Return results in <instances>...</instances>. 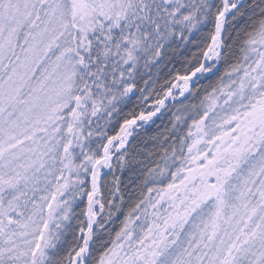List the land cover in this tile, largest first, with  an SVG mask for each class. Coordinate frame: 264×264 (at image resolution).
<instances>
[{"label": "snow or ice", "instance_id": "1", "mask_svg": "<svg viewBox=\"0 0 264 264\" xmlns=\"http://www.w3.org/2000/svg\"><path fill=\"white\" fill-rule=\"evenodd\" d=\"M0 264H264V0H0Z\"/></svg>", "mask_w": 264, "mask_h": 264}]
</instances>
